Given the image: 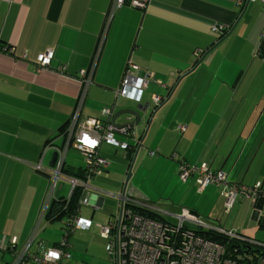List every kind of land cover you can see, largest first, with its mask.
<instances>
[{
  "label": "crops",
  "instance_id": "crops-1",
  "mask_svg": "<svg viewBox=\"0 0 264 264\" xmlns=\"http://www.w3.org/2000/svg\"><path fill=\"white\" fill-rule=\"evenodd\" d=\"M144 1V7L124 2L111 10L112 0H0V43L11 49H0V237L14 238L21 246L33 237L31 254L60 246L61 241L44 246L38 237L50 221L52 203H67L80 190L51 177L56 158L53 166L48 165L54 147L67 144L65 131L79 103L82 115L111 124L122 108L139 105L141 115L134 137L115 133V139L127 142L126 149L104 141L99 144V152L111 158L105 154L110 160L99 178L87 179V203L77 205L72 213L90 221L88 229H80L91 228L105 194L117 204V193L124 186L156 208L155 195L143 187L141 191L135 180L137 163L146 158L149 162L143 169L146 174L154 171L156 177H179L181 163L205 162L212 170H222L229 181L260 180L264 187L261 0ZM221 26L222 30L214 29ZM101 37L92 82L81 99L78 70L91 62ZM47 48L53 50L51 62L38 67L36 55ZM126 68L134 75H154L138 100L117 93ZM156 96L161 98L159 104L154 102ZM129 116L121 115L115 122H131ZM70 149L79 151L67 147L65 168H84L81 151L77 160H84L83 166L67 164ZM130 167L131 182L126 181ZM194 183L193 177L183 182L185 194L192 193ZM116 186L118 190L112 191ZM220 191L216 185L200 189L198 196L214 195L215 204L206 214L252 237L259 227L254 211L259 207L240 197L229 213L222 214ZM187 197L183 208L199 215L200 208ZM83 207L90 217L82 216ZM75 230L67 237L65 258L70 257ZM4 247L0 258L8 256Z\"/></svg>",
  "mask_w": 264,
  "mask_h": 264
},
{
  "label": "built area",
  "instance_id": "built-area-1",
  "mask_svg": "<svg viewBox=\"0 0 264 264\" xmlns=\"http://www.w3.org/2000/svg\"><path fill=\"white\" fill-rule=\"evenodd\" d=\"M125 0H113L111 10L120 6ZM130 5L144 7V0H129ZM263 4L264 13V0ZM108 20V19H107ZM214 29L222 30L214 27ZM103 46L102 37L93 52V58L86 68L78 70V76L82 82L81 99L86 97L93 73L96 69L97 61L100 57ZM6 51H11L6 48ZM53 57V50L47 48L36 55L38 67L48 66ZM63 69V68H60ZM154 75L152 72H145L144 75H134L128 68L125 69L121 80L118 94L138 100L143 88L147 86L149 80ZM161 98H154L155 104H159ZM103 113L109 115V110L104 109ZM182 128V127H181ZM125 128H116L109 121L100 117L84 116L80 111V103L73 109L70 126L66 129V145L55 146L56 163L53 167L51 177L70 182L71 188L79 187V204L87 203L89 187L87 179L99 174L109 164L110 158L100 153L98 146L101 141L112 143L123 149L128 147L126 141L115 139V133H122ZM122 135H127L123 134ZM134 137V136H132ZM73 146L81 151L85 157V167L68 169L63 164L64 154L67 147ZM68 171H67V170ZM66 170V171H65ZM64 173H69L68 175ZM193 177L199 189H203L209 184L223 187L222 195L224 200L221 206L222 212H227L233 205L238 194L249 196L255 203L260 197L264 198V187L256 183L253 187L229 184L226 174L222 170H211L207 163L183 164L179 167V178L186 181ZM72 193V191H71ZM137 193L128 186L122 187L117 193V207L114 215L108 218L107 223L101 225L100 236L107 242L106 253L110 264H235L223 256V246L201 235L199 227L203 229H220L210 222L199 220V218L183 208L181 212L174 216V220L166 219L165 213L148 204L150 214H143L133 210L128 206L131 198H138ZM139 199V198H138ZM48 203L44 211H47ZM44 218V215H43ZM90 221L79 215L70 214L67 217V224L64 229V238L60 241L59 247H49L41 254H31V237L24 245L16 243L14 238L6 240L0 237V248L4 247L8 253L7 264H27L30 260L34 264H63V258L69 247L67 237L77 228L88 229ZM234 236L232 230L227 231Z\"/></svg>",
  "mask_w": 264,
  "mask_h": 264
},
{
  "label": "rangeland",
  "instance_id": "rangeland-1",
  "mask_svg": "<svg viewBox=\"0 0 264 264\" xmlns=\"http://www.w3.org/2000/svg\"><path fill=\"white\" fill-rule=\"evenodd\" d=\"M69 152L70 156H68L67 158V164H77L78 167L83 166L84 160H77V158H80L78 154L79 151L70 149ZM107 155L111 158L109 154ZM148 162L149 160L148 158H146L143 163H137V167L135 168L137 171L135 180L139 187L141 186V191H143V187L144 189L150 191V193H153L155 195V199L157 200L154 201L155 204H152H154L159 211L165 213L166 219L174 220L173 217L181 212V210L183 209V205H187L184 204V202L189 194H191L187 197L189 202L192 201L201 210V213H199V215L196 214L199 220L204 221L207 218L215 219V217L208 216L206 214L215 204V202L212 200L214 199V195L213 197H209V195L198 196V194L200 193V189L195 183L193 184V187L190 188V190H192V193L188 192L185 194L183 182L180 181L178 176L172 178L168 174V176L162 175L156 177L154 171L152 173L146 174V171L143 168L147 167ZM120 164H122L121 167L124 171L126 168L125 163L121 162ZM96 176L98 177V175H95V177ZM98 180L100 181V179H97L95 181L98 182ZM131 180L132 177L129 182H131ZM151 187H154L153 190L151 189ZM209 188H213V186H210ZM117 190V186L116 189H112V191ZM105 197L107 199L105 200L102 209L95 210L93 214L91 228L89 230L76 229L70 237V257L65 258L63 260V264H110L106 253L107 242L100 236L99 224L107 223L110 215L114 214V212L116 211V200L112 196H106V194ZM261 210L264 214V205H262ZM82 216L90 217V211L88 208H82ZM66 224L67 218L65 215L61 216L59 219L49 221L45 230L42 231L40 236L38 237L40 244H43L44 246H50L52 245L53 241H60L63 236L62 227H64ZM251 236L254 237L255 243H262L260 241L261 239H264V228H255L254 232L251 233ZM256 248L260 249L259 246H256ZM250 258L252 259L253 255H251ZM7 259L8 256L6 254H3L0 258V264H4V261H6ZM27 263H31V261L29 260Z\"/></svg>",
  "mask_w": 264,
  "mask_h": 264
},
{
  "label": "trees",
  "instance_id": "trees-1",
  "mask_svg": "<svg viewBox=\"0 0 264 264\" xmlns=\"http://www.w3.org/2000/svg\"><path fill=\"white\" fill-rule=\"evenodd\" d=\"M112 2H113V0H112ZM124 2L130 4L129 0H125ZM0 49L6 50V48L1 43H0ZM195 62H197V61H195ZM35 64L37 65L36 58H35ZM200 163H196V164H200ZM228 183L232 184V185H241V187L242 186L253 187L256 183H260L262 185V181H260V180L254 181L253 183H250V184L244 183L242 181H236V180L235 181H229ZM209 185H213V184H209ZM222 189H223V187H221V191H220L221 195H222ZM79 196H80V192H75L71 195L70 200L67 203L54 201L50 207L49 214L52 213V215L50 217H48L50 219V221H52L54 219H59L61 216H64V215L67 218L71 213H74L76 211V206L80 205V204H78ZM137 197L139 199L136 197L135 198L132 197L128 206L131 207L133 210L139 212V213L152 215V212L150 211V209H148L149 208L148 207L149 201H146L145 199L141 198V196H139V195H137ZM240 197H244V198L249 199L251 206L259 207L258 208L259 215L257 216L256 220L258 221V226L260 228L264 227V214L261 210L262 205H264V198L260 197L254 203L253 201H251L249 196H244L243 194H238L233 205L235 204L236 200ZM222 198L224 200L223 195H222ZM222 203H223V201H222ZM233 205L231 206V208L233 207ZM116 207H117V204H116ZM231 208L227 212L221 211L222 214L229 213ZM190 212H192L193 214L196 215V213H194L193 211L190 210ZM205 221L210 222L214 226H219L220 229L227 230V231H229V230L234 231L235 235L232 236V235L228 234L227 231L223 232L222 230H215L212 228H210L208 230L203 229L202 227L198 228V231L201 232V235L203 237H205L209 240H212L216 243H219L223 246V249H224L223 250V256L225 259L230 260V261L234 262L235 264H264V239H261L260 242H262V243H259V242L255 243L254 237H246L239 231V229L234 228L232 226L222 225L219 222V220H216V221L212 220L211 221L209 219H205ZM246 246H247V248H246ZM256 246H259L260 249H257ZM245 250H247V253L244 252ZM251 255H253L254 259L250 258ZM4 264H7V262L4 261Z\"/></svg>",
  "mask_w": 264,
  "mask_h": 264
},
{
  "label": "water",
  "instance_id": "water-1",
  "mask_svg": "<svg viewBox=\"0 0 264 264\" xmlns=\"http://www.w3.org/2000/svg\"><path fill=\"white\" fill-rule=\"evenodd\" d=\"M247 4H248V1H246V5ZM116 108H119V106H116ZM138 109H140L139 105L137 106V109H133V108H122V109H119V110H117L114 113V115L112 116L111 121H112V123L114 124V126L116 128H125V130L122 132L123 134H127L129 136H134L135 135L134 126L136 127L140 123V120H141V115H140ZM125 114L131 115V116L128 117L131 122H128V123H116L115 122L116 118H118L121 115H125ZM128 118H126V119H128ZM151 118H152V115L149 117L148 122L151 121ZM139 145L140 144L137 141V146H136V149H135L136 152L139 149ZM56 155H57L56 152L52 153L51 159L48 162L49 166H53L54 165ZM129 164H132V163H129ZM130 174H131V167L128 169L127 176H126V181H129ZM254 211L256 213V218H257V216L259 215V210H254ZM246 248H247V246H246ZM244 252L247 253V250H245Z\"/></svg>",
  "mask_w": 264,
  "mask_h": 264
},
{
  "label": "clouds",
  "instance_id": "clouds-1",
  "mask_svg": "<svg viewBox=\"0 0 264 264\" xmlns=\"http://www.w3.org/2000/svg\"><path fill=\"white\" fill-rule=\"evenodd\" d=\"M262 11V13H263V10H261ZM264 14V13H263ZM137 76V75H136ZM6 262H7V260H6Z\"/></svg>",
  "mask_w": 264,
  "mask_h": 264
}]
</instances>
